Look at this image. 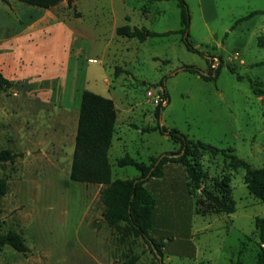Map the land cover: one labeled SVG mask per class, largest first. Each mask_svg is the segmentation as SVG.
I'll return each mask as SVG.
<instances>
[{"label":"rangeland","instance_id":"obj_1","mask_svg":"<svg viewBox=\"0 0 264 264\" xmlns=\"http://www.w3.org/2000/svg\"><path fill=\"white\" fill-rule=\"evenodd\" d=\"M184 1L190 16L185 37L195 52L178 33V0H74L51 9L60 22L45 25L30 41L29 73L68 81L56 104L64 102L69 112L53 103L52 89L60 79L38 83L36 89L46 88L39 99L33 94L23 99L19 89L14 90L18 96L10 88L0 94V148L17 155L13 163L0 164L8 180V192L0 197V230L20 233L29 247L20 253L5 246L1 264H257L264 244L255 221L264 218V202L249 193L245 171L233 168L221 153L201 154L202 187L217 195L215 182L227 177L233 213L209 212L199 190L189 195L181 187V174L166 179L159 191L150 185L158 202L152 235L163 244L162 260L125 223L105 222L100 194L105 187L98 190L69 176L74 152L69 144L84 89L112 95L120 105L119 134L109 150L113 179L139 175L134 167L117 165L126 154L148 164L150 157L179 149L167 134L143 131L158 123L231 150L252 168L264 167V0ZM45 13L17 0H0V39ZM125 25L172 33L141 42L117 35L115 29ZM71 42L74 52L67 60ZM208 62L221 67L216 80L183 69L206 73ZM160 83L168 97L157 116Z\"/></svg>","mask_w":264,"mask_h":264},{"label":"trees","instance_id":"obj_2","mask_svg":"<svg viewBox=\"0 0 264 264\" xmlns=\"http://www.w3.org/2000/svg\"><path fill=\"white\" fill-rule=\"evenodd\" d=\"M6 2L7 0H1ZM21 3L50 10L57 7L62 2L68 3L74 0H17ZM181 11L182 28L178 33L182 34L187 48L195 52V48L185 37L189 28L190 16L188 7L184 0H178ZM257 14L251 13L248 17ZM118 36L130 39L136 38L141 42L150 37L167 35L172 32L158 34L149 31L145 27L121 26L116 29ZM214 59V57H213ZM209 63V70L204 73L200 69L192 66H184L185 71L200 75L204 80H216L221 67H213ZM222 64V59L219 58ZM232 73L233 68H229ZM118 68L115 73L117 74ZM14 85L0 73V94ZM163 89V94L168 97L163 84L159 85ZM257 94H263L260 90H255ZM156 115L159 116L163 109L158 105ZM117 112L114 102L106 97L90 91H83L81 96L78 127L75 139V150L70 170V179L84 184L102 185L105 187L101 194V202L105 207L103 214L105 222L109 226H117L120 223L126 224V230L135 238H141L149 245L158 259L163 258V244L158 243L153 237L155 230V215L158 202L150 185L153 181H159L161 185L166 179H170L175 174L183 177L181 187L189 195L193 190H199L208 202L209 212L230 214L235 212V203L232 201L230 183L227 177L217 180V195L202 187L204 174L200 163V156L203 152L221 153L231 160L233 168H241L245 171L244 183L251 195L264 202V167L252 168L243 159L237 158L231 150L218 149L202 141H195L186 135L179 133L176 129L167 130L161 124L151 128H145L144 132L160 131L167 134L174 142L179 144V149L166 153L158 157H150L149 163L138 161L129 154L117 160L119 167H134L139 175L131 179H113L112 166L109 161V150L112 146L116 131ZM230 153V154H229ZM17 155L11 149L0 148V164L13 163ZM181 172V173H180ZM160 187V186H159ZM154 188V187H151ZM157 191L160 188L156 189ZM8 192V180L0 170V197ZM204 210L203 213H207ZM255 228L260 239V244H264V218H257ZM5 246L12 247L20 253L29 252L22 235L16 231L2 232L0 230V253ZM135 261V259L133 260ZM134 263V262H132ZM1 264V263H0ZM231 264H243L241 260ZM257 264H264V248L262 245L257 252Z\"/></svg>","mask_w":264,"mask_h":264},{"label":"crops","instance_id":"obj_3","mask_svg":"<svg viewBox=\"0 0 264 264\" xmlns=\"http://www.w3.org/2000/svg\"><path fill=\"white\" fill-rule=\"evenodd\" d=\"M55 9V8H52ZM45 14L38 18L37 21L27 24L23 26V28L16 33V35H9L6 38H1L0 39V73L9 81L13 82L14 85L10 88L11 90L19 89L21 90L20 92V97L23 99L26 98L28 95L33 94V96L37 97L36 99H39V95H43V93L46 94V92H43L46 88L43 87L44 89H36V85L38 83H44L51 81V79H60L57 80L59 83L58 88L56 90L52 89V93L56 94V97L53 99L54 105H58L61 107V110L65 112H69L68 106L63 102H58L56 104L57 97L60 99V96L63 95L64 91H67V86H68V81L64 82L63 78L58 77V76H52L49 79L42 80L40 75L29 73L30 71V60H29V43L34 36H38L40 32H42V28L45 27V25H55V23L60 22L58 21V17L55 16L52 12V10H45ZM60 24V23H59ZM57 25V24H56ZM117 29V28H116ZM115 29V31H116ZM70 37L76 38V34L73 31L69 32ZM68 51H66V57L67 60L70 59L73 55V42L67 44ZM87 82V79H86ZM109 82V81H108ZM47 84V83H46ZM9 90V89H8ZM85 91V89L83 90ZM83 91L80 93V103H81V96ZM15 93L13 94L14 96H18V93L14 91ZM91 92V91H90ZM93 93L98 94V91H94ZM66 94V92L64 93ZM102 96V95H101ZM106 98L111 99L114 102L116 112H117V120H116V131L114 134V137H117L119 134V125H120V114H119V106L117 101L112 95L108 96H103ZM35 99V100H36ZM49 102V100L47 101ZM58 107V108H59ZM67 109V110H64ZM60 110V109H58ZM55 110V111H58ZM79 111H80V106H79ZM78 117L75 115V121H74V129H73V142L69 144V147H72L74 144V150H75V139H76V133H77V127H78ZM114 139V138H113ZM113 143V142H112ZM69 151V150H68ZM67 151V153H68ZM69 154V153H68ZM74 154V152H73ZM69 159H71V155L69 154ZM73 159V156H72ZM71 165H72V160L69 162V168L71 170ZM70 174V173H69ZM95 187H98V190H101L102 185H94L90 184ZM160 186V187H159ZM161 183L159 181H153L151 183V187H154L156 189L161 188Z\"/></svg>","mask_w":264,"mask_h":264},{"label":"built area","instance_id":"obj_4","mask_svg":"<svg viewBox=\"0 0 264 264\" xmlns=\"http://www.w3.org/2000/svg\"><path fill=\"white\" fill-rule=\"evenodd\" d=\"M162 92H163V89H162ZM160 93V92H159ZM159 93L157 94L156 98H155V104L158 106V105H166L167 104V99L165 98L164 99V94H163V97H161L159 95Z\"/></svg>","mask_w":264,"mask_h":264}]
</instances>
